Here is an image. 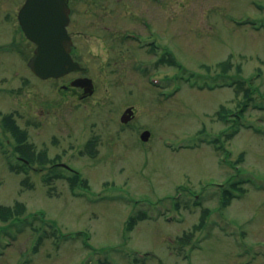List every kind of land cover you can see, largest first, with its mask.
Masks as SVG:
<instances>
[{
	"label": "rangeland",
	"instance_id": "obj_1",
	"mask_svg": "<svg viewBox=\"0 0 264 264\" xmlns=\"http://www.w3.org/2000/svg\"><path fill=\"white\" fill-rule=\"evenodd\" d=\"M24 1L0 0V205L24 206L31 225L17 235L0 219V264H264V0H109L106 9L77 0L75 19L86 13V27L100 35L76 38L95 84L84 100L63 88L78 74L41 80L31 72L34 46L17 19ZM245 18L256 27L235 22ZM126 30L170 53L139 49ZM165 55L173 64L161 62ZM230 59L220 84L243 78L255 89L236 133L222 108L240 111L242 92L209 89L203 77L225 73L219 64ZM148 63L149 71L136 69ZM129 107L136 116L124 125ZM9 114L38 153L76 170L89 192L73 191L72 173L49 160L24 168L3 129ZM244 180L245 193L233 191L223 208L221 185ZM170 214L177 219L166 221Z\"/></svg>",
	"mask_w": 264,
	"mask_h": 264
},
{
	"label": "water",
	"instance_id": "obj_2",
	"mask_svg": "<svg viewBox=\"0 0 264 264\" xmlns=\"http://www.w3.org/2000/svg\"><path fill=\"white\" fill-rule=\"evenodd\" d=\"M18 18L26 37L36 44L29 66L37 77L43 80L61 78L81 70L71 55L72 39L67 30L70 9L66 0H26ZM71 86L83 88L85 95L94 92L93 81L89 78H78ZM133 116L134 111L129 108L122 122L128 123ZM149 137V131L141 135L143 141H148Z\"/></svg>",
	"mask_w": 264,
	"mask_h": 264
},
{
	"label": "trees",
	"instance_id": "obj_3",
	"mask_svg": "<svg viewBox=\"0 0 264 264\" xmlns=\"http://www.w3.org/2000/svg\"><path fill=\"white\" fill-rule=\"evenodd\" d=\"M170 64H173V62L170 60L168 61ZM232 66V62L231 59L230 60H226L223 61L222 63L219 64V67L222 69V71H224L225 73L228 72L229 68H231ZM208 70L210 69L209 66H205ZM240 70V69H239ZM224 74V73H223ZM219 75V74H217ZM232 78V77H231ZM229 77V79H231ZM246 80L243 78H240L238 81H233L231 83V86L236 85V89H237V95H239L242 92V96L244 97V101L241 102L240 106H241V110L240 111H231L229 109L226 108H222V112L226 113L225 115H221V119L223 120H227V116L228 113H230L231 115L234 116V122H235V127L234 128V132L236 133L239 130V126L237 124L240 123V121L242 120L243 116H244V112L247 109V106L249 104V101L252 100V94L254 93V88L251 87H246ZM240 92V93H239ZM240 108V107H239ZM236 115V116H235ZM2 123H3V129L4 130H8L11 133V136L13 138V151L22 158H25L26 160L29 161L30 165H33L35 162H39V164H43L45 163L44 161L49 160L47 153L46 152H39L36 151V149L34 148L33 144H31L28 141V133L27 131L21 129L16 121L13 118V115L9 114V115H5L4 118L2 119ZM240 125V124H239ZM228 138V135H227ZM222 142L221 139H216L214 143H220ZM221 149L223 150V146H221ZM53 160V161H52ZM51 161L49 160V162H53L52 165H54V163L57 162V160L52 159ZM22 166H24V168H29L30 166H28L27 163L22 164ZM53 170L56 169V167L52 168ZM242 171H240L239 173H241ZM73 183V190L76 189V187L81 186L84 188H88V185L85 181L81 180V177L78 174H73V176L70 179ZM244 181H240V182H233L230 184V189L228 188H223L221 189L220 192V196H221V204L222 207L225 208L227 207L231 201L233 200V198L235 197V194L233 193V191H239L241 194L245 193V189L242 187H239L238 184H243ZM175 200V206L176 208L179 209L180 204H179V200H177L176 198ZM24 210V206L22 205H16L15 207H9V206H2L0 205V219L3 222H9V225L6 226V228L11 227L17 223H21L24 221L23 218H21V214ZM42 215V217H44L43 213H40ZM210 214V210L209 209H204V212L200 218V222L199 224H197L196 228H204L206 223H207V218L208 215ZM137 219L133 218L130 219L129 223H128V227L129 229H132V227L134 226V224L136 223ZM5 228V227H4ZM35 230H39V228H35Z\"/></svg>",
	"mask_w": 264,
	"mask_h": 264
},
{
	"label": "flooded vegetation",
	"instance_id": "obj_4",
	"mask_svg": "<svg viewBox=\"0 0 264 264\" xmlns=\"http://www.w3.org/2000/svg\"><path fill=\"white\" fill-rule=\"evenodd\" d=\"M92 1L95 4H97L99 7H101L102 9H106V6H107V2L106 1H109V0H92ZM83 2H84V0H83ZM67 3H68V6L70 7V10H71V20H70V24L68 26V30H69V33H70V35L72 37V40H73L72 55H73V57H74V59L76 61H78L79 63H81V60L78 58V53H77V49L78 48H77V44H76V38L77 37H84L85 40L87 41L89 39H92L91 37H93L95 35L97 36L98 34L94 33V31L93 32H90V30L92 29L91 27H88L89 29L86 27L87 24H85V23L88 21V18H89L86 13L82 15L83 17H82V19L80 21H79L78 18L75 19V17H76V13H75L76 6L75 5H76V3H78V1L77 0H68ZM118 3L119 2H115L116 5H118ZM118 15L119 14L117 13L114 16L113 25H114V21L116 20V18L118 17ZM80 24L82 25V27H80ZM79 27L81 29H83V30H86V32L85 31H80V30L79 31H75L74 30V28H79ZM83 27H86V29L83 28ZM72 29H73V31H72ZM131 31L134 32V33H136L137 35L141 36L145 40L151 41L153 39V37H144L142 35V33L138 32L137 30H131ZM123 35H124L123 37L125 39L126 34H123ZM98 36H100V35H98ZM106 36L107 35L104 32L103 38H105ZM104 40H106V39H104ZM128 40H130V39H128ZM132 41L133 42H136L138 44L137 46H138L139 49H146L148 47V49L151 50L150 52L155 54L156 52H154L153 49H157L158 50L159 48H163V52L165 54L167 53V49L165 47L158 46V45H155V46L149 45L150 47L149 46L142 47L139 44L138 41H136V40H132ZM151 44H153V43H151ZM161 62L162 63H167V56L166 55L162 57ZM86 73H87V68L85 67V71L75 72L73 74H76V75L78 74L77 77H80V75L82 74V77H85V76H87ZM74 92H79V94H82L83 90H74Z\"/></svg>",
	"mask_w": 264,
	"mask_h": 264
}]
</instances>
